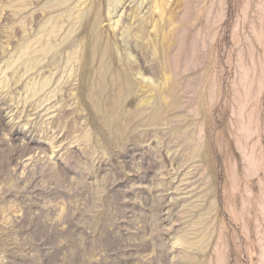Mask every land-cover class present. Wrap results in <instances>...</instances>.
Returning a JSON list of instances; mask_svg holds the SVG:
<instances>
[{
    "label": "rangeland",
    "instance_id": "obj_1",
    "mask_svg": "<svg viewBox=\"0 0 264 264\" xmlns=\"http://www.w3.org/2000/svg\"><path fill=\"white\" fill-rule=\"evenodd\" d=\"M0 264H264V0H0Z\"/></svg>",
    "mask_w": 264,
    "mask_h": 264
}]
</instances>
